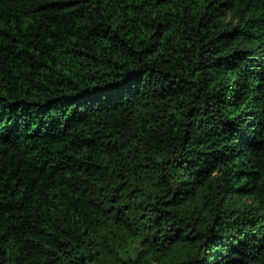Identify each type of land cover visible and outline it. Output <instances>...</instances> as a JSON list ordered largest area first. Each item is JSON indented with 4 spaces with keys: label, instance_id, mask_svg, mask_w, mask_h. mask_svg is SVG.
I'll use <instances>...</instances> for the list:
<instances>
[{
    "label": "trees",
    "instance_id": "1",
    "mask_svg": "<svg viewBox=\"0 0 264 264\" xmlns=\"http://www.w3.org/2000/svg\"><path fill=\"white\" fill-rule=\"evenodd\" d=\"M0 264H264V0H0Z\"/></svg>",
    "mask_w": 264,
    "mask_h": 264
}]
</instances>
